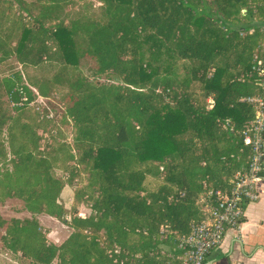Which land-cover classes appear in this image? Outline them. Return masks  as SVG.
<instances>
[{
	"label": "trees",
	"instance_id": "obj_1",
	"mask_svg": "<svg viewBox=\"0 0 264 264\" xmlns=\"http://www.w3.org/2000/svg\"><path fill=\"white\" fill-rule=\"evenodd\" d=\"M81 1H97L99 14L65 12ZM0 5V62L59 67L47 80L16 70L0 79V207L16 199L30 215H0L2 248L20 264H179L209 192L229 190L251 159L241 133L263 93L264 0ZM84 58L107 82L76 73ZM54 85L69 87L57 124L35 104ZM40 215L70 230L60 244Z\"/></svg>",
	"mask_w": 264,
	"mask_h": 264
},
{
	"label": "built area",
	"instance_id": "obj_2",
	"mask_svg": "<svg viewBox=\"0 0 264 264\" xmlns=\"http://www.w3.org/2000/svg\"><path fill=\"white\" fill-rule=\"evenodd\" d=\"M256 72L263 93L253 100L257 112L252 124L241 133L244 146L251 149V159L248 166L231 179L229 190L209 192L205 201L207 218L180 242L183 256L179 264H204L207 255L221 245L226 231L239 224L246 204L259 199L257 185L263 179L264 164V67H258ZM207 103L211 108L212 99Z\"/></svg>",
	"mask_w": 264,
	"mask_h": 264
},
{
	"label": "rangeland",
	"instance_id": "obj_3",
	"mask_svg": "<svg viewBox=\"0 0 264 264\" xmlns=\"http://www.w3.org/2000/svg\"><path fill=\"white\" fill-rule=\"evenodd\" d=\"M26 1H33V0H26ZM1 7V5H0ZM99 7L100 4L97 1L93 2H76L75 4L69 5L65 12L70 15V17H73L77 13L86 14V15H98L99 14ZM16 71H21L22 73L24 72L25 77H26V82L29 81V78L36 81V80H47L50 79L54 73H56L59 70L58 66H53L50 64H42L38 68H32V67H27L24 68L19 66L17 63L16 59L14 57H11L3 62H0V79L7 77L8 75H11L13 72ZM96 70V64L95 62L90 59V58H84L80 62V66L78 68V71L76 72L79 76H83L89 80H92L94 82H99V83H105L107 82L108 76L103 75V76H94V72ZM25 81V80H24ZM54 96L49 99H44V98H37L36 99V105H39L38 107L40 108L39 113L49 115V117L52 119V123L57 124L61 116L64 112L65 109V102L66 99H64V96L67 95L69 91V87L67 85H54ZM33 91L36 93V91L33 89ZM6 100V98H3ZM47 126V132L50 128ZM57 127L60 128V134L59 136H62L60 140H65L66 142L70 143L71 142V128L69 126H60L58 125ZM56 128L51 129L50 132L53 134L56 133L57 130ZM46 130V129H45ZM40 133V131H38ZM46 132V133H47ZM47 135V134H45ZM48 138L47 136H43ZM51 140L48 139L46 143L43 141L40 143L41 147H44L47 143H49ZM53 174L55 177L58 178H63V173L57 170L53 171ZM71 197V191L68 187H65L64 191H62L61 196H60V201L64 204L66 208H69L72 205V199ZM23 207V204L21 201L12 199V200H7L5 204L0 207V215L3 216L6 219L10 218H29L30 215L26 212H19L18 209H21ZM80 213L82 215H85L88 213L87 210L84 208H80ZM40 225L42 226L43 229H45L46 234L48 236V239L56 244L61 243L69 234L70 230L63 225L62 223L51 219L48 216H43L40 215L37 217ZM0 264H20L16 262L13 257L5 250L2 248V245L0 243Z\"/></svg>",
	"mask_w": 264,
	"mask_h": 264
},
{
	"label": "crops",
	"instance_id": "obj_4",
	"mask_svg": "<svg viewBox=\"0 0 264 264\" xmlns=\"http://www.w3.org/2000/svg\"><path fill=\"white\" fill-rule=\"evenodd\" d=\"M257 190L259 199L246 204L239 224L226 231L221 245L207 255L204 264H264V174Z\"/></svg>",
	"mask_w": 264,
	"mask_h": 264
},
{
	"label": "water",
	"instance_id": "obj_5",
	"mask_svg": "<svg viewBox=\"0 0 264 264\" xmlns=\"http://www.w3.org/2000/svg\"><path fill=\"white\" fill-rule=\"evenodd\" d=\"M263 172H264V164H263Z\"/></svg>",
	"mask_w": 264,
	"mask_h": 264
}]
</instances>
